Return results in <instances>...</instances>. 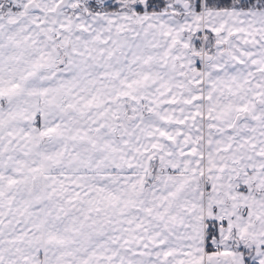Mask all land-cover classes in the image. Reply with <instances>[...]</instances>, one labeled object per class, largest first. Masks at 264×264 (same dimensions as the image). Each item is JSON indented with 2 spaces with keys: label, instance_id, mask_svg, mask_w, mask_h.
I'll list each match as a JSON object with an SVG mask.
<instances>
[{
  "label": "snow or ice",
  "instance_id": "1",
  "mask_svg": "<svg viewBox=\"0 0 264 264\" xmlns=\"http://www.w3.org/2000/svg\"><path fill=\"white\" fill-rule=\"evenodd\" d=\"M0 264H264V0H0Z\"/></svg>",
  "mask_w": 264,
  "mask_h": 264
}]
</instances>
